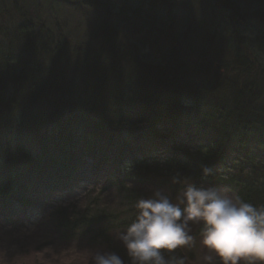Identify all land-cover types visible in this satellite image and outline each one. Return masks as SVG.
Returning <instances> with one entry per match:
<instances>
[{
	"label": "trees",
	"instance_id": "16d2710c",
	"mask_svg": "<svg viewBox=\"0 0 264 264\" xmlns=\"http://www.w3.org/2000/svg\"><path fill=\"white\" fill-rule=\"evenodd\" d=\"M60 7L95 9V28L65 33ZM190 184L264 207V0H0V264H91V247L130 264L118 233L137 200ZM86 187L48 216L25 193ZM32 217L76 258L14 238ZM191 228L175 254L206 264Z\"/></svg>",
	"mask_w": 264,
	"mask_h": 264
},
{
	"label": "clouds",
	"instance_id": "9594fccd",
	"mask_svg": "<svg viewBox=\"0 0 264 264\" xmlns=\"http://www.w3.org/2000/svg\"><path fill=\"white\" fill-rule=\"evenodd\" d=\"M208 175L211 169L204 167ZM174 182L175 179H174ZM136 214L118 233L130 264H186L175 251L191 245V225H201L206 264H264V207L190 184L174 203L162 191L135 204ZM91 264H125L116 252L91 254Z\"/></svg>",
	"mask_w": 264,
	"mask_h": 264
},
{
	"label": "rangeland",
	"instance_id": "374dc122",
	"mask_svg": "<svg viewBox=\"0 0 264 264\" xmlns=\"http://www.w3.org/2000/svg\"><path fill=\"white\" fill-rule=\"evenodd\" d=\"M85 2H86V4H90V3H87V1H85ZM185 2H191V0H185ZM179 4L180 5L184 4V1H179ZM175 6H176L175 3L170 5V9L176 13H180V10L175 8ZM76 7H78V6H76ZM94 10L95 9H92V8H87V9L83 8L81 11L76 10L78 12V16H81L84 19L83 22L80 21L81 23L79 21H76V22L73 21L71 19L70 12H68L67 10H64L62 7H60V9H58V10L53 11L52 14L59 21H62L60 18H63V17L67 18L65 21H63L64 22L63 28H64V31H66L65 33H67L70 28H72V27L74 28L75 23H77L76 26L78 28L82 27L84 32L82 29H80V30H82V33L84 34L90 27L95 28V22H97V19H96L97 15L95 14ZM90 14L92 15L91 24H90V26H88V24L90 22V20H89ZM196 18H199V16H197ZM68 21H69V29L67 26ZM87 27H88V29H87ZM65 33H63V34H65ZM81 36L78 39H75L74 36L73 37L70 36V38L67 37V40H68L67 42H68L69 47H75L76 45H78L79 42H81L80 40H82ZM73 39L77 40V42L74 43ZM88 186L91 187V185H88ZM89 189H90L89 187L88 188L86 187V190L79 191V192L77 191L74 193L72 192L73 189H70V191L54 193L56 196H52V197H48L47 195L42 196V197H40V196L37 197L36 195H33V192L30 189H27L25 193H26V197L30 198L31 201H33V207H36V205H37V207L41 205L42 208H45L43 210V215L47 214V216H48V214L54 208H58L60 206L67 207V208H74L75 206H79V205L83 204L86 196L89 195L88 197H91V191H89ZM87 191H89V192L86 194ZM148 192H150V191H148ZM104 196H107V195H104ZM111 197H113V196H111ZM105 199H106V197H105ZM48 200L53 203V204H49L51 206L46 205V204H48V202H47ZM33 219H34L33 217H32V219H30V221H27V220L24 221V219H21V222L19 223V227L16 230H12V233H15V234H13L14 238H18V240H20V242L29 240V242L31 243L30 246H35V244L38 242L39 244L42 245V248L44 247L42 252L47 253L49 256H51L53 261L54 260L66 261L64 259H68V256H71L70 258H76L77 254L67 252L68 248L63 250V248L56 247V245H53L50 241H46L45 238H46L48 229H47L45 223H39L40 218H37L34 220ZM199 246L200 245H198V247ZM13 249H14L13 245L10 248L9 247L5 248L3 245V247H0V253L1 252L7 253L9 251L10 253L8 255H10V254L13 255ZM88 251L93 253L95 251V249L93 247H91V249H88Z\"/></svg>",
	"mask_w": 264,
	"mask_h": 264
},
{
	"label": "bare ground",
	"instance_id": "6f19581e",
	"mask_svg": "<svg viewBox=\"0 0 264 264\" xmlns=\"http://www.w3.org/2000/svg\"><path fill=\"white\" fill-rule=\"evenodd\" d=\"M193 61H194V62H198V60H197V59H194ZM51 69H52V68L50 67V68H49V70H51Z\"/></svg>",
	"mask_w": 264,
	"mask_h": 264
}]
</instances>
